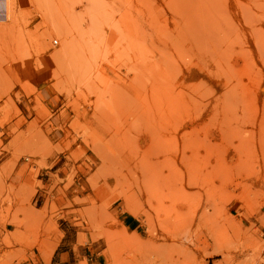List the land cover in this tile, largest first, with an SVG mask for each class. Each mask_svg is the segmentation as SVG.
<instances>
[{
    "label": "rangeland",
    "instance_id": "1",
    "mask_svg": "<svg viewBox=\"0 0 264 264\" xmlns=\"http://www.w3.org/2000/svg\"><path fill=\"white\" fill-rule=\"evenodd\" d=\"M263 161L264 0H0V264H264Z\"/></svg>",
    "mask_w": 264,
    "mask_h": 264
},
{
    "label": "bare ground",
    "instance_id": "2",
    "mask_svg": "<svg viewBox=\"0 0 264 264\" xmlns=\"http://www.w3.org/2000/svg\"><path fill=\"white\" fill-rule=\"evenodd\" d=\"M5 16H6V15H5ZM183 32H184V31H183ZM181 33H182V31H181ZM183 34H184V33H182V34L180 35V37L183 36ZM185 34H186V33H185ZM185 34H184V35H185ZM183 38H184V37H183ZM185 38H187V37H185ZM262 158H263V157H262ZM263 165H264V161H263ZM157 181L159 182V180H156V179H155V182H154L155 187L158 185V182H157ZM162 181H163V180H161V183H162ZM165 185H166V184H165ZM175 209H176V208H175ZM167 210H168V209H167ZM86 213H87V212H86ZM213 240H214V238H213ZM213 242H214V241H213ZM214 243H217V242H216V238H215V242H214ZM217 244H218V243H217ZM217 244H216V246H217ZM214 245H215V244H214ZM218 246H219V245H218ZM218 246L215 247L214 250H215L216 248H218ZM222 248H223V247H222ZM220 249H221V246H220ZM224 251H225V250H224ZM224 251H223V250H218V249H217V252H215V254H219V255H223V256H224L227 252L229 253L228 250H226V251H227L226 253H225ZM228 253H227V254H228ZM229 257H230V256H229ZM247 263H248V262H247Z\"/></svg>",
    "mask_w": 264,
    "mask_h": 264
},
{
    "label": "crops",
    "instance_id": "3",
    "mask_svg": "<svg viewBox=\"0 0 264 264\" xmlns=\"http://www.w3.org/2000/svg\"><path fill=\"white\" fill-rule=\"evenodd\" d=\"M66 254H68L67 252H62V254H61V256H63V255H66ZM263 257H264V250H263ZM58 264V263H57ZM59 264H69V260H68V258H64L63 260H61L60 261V263Z\"/></svg>",
    "mask_w": 264,
    "mask_h": 264
}]
</instances>
